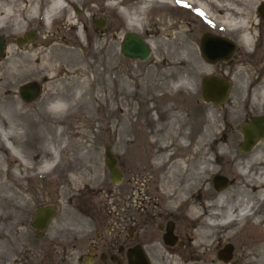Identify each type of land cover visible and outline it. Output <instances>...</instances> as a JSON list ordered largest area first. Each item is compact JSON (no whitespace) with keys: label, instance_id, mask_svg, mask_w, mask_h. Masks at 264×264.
<instances>
[{"label":"rangeland","instance_id":"rangeland-1","mask_svg":"<svg viewBox=\"0 0 264 264\" xmlns=\"http://www.w3.org/2000/svg\"><path fill=\"white\" fill-rule=\"evenodd\" d=\"M47 1L19 0L15 15L20 14L23 28L17 34L10 31L0 32V37L4 40L0 63L6 62V56L10 55H14L12 57L15 60L22 58L18 69L21 68L29 74L27 78L16 83L13 96L17 100L14 106L18 108L20 103L30 108L40 100H52L56 97H61L71 104L75 100L74 90L79 83L92 82V90L88 93L84 89L85 93H81V97L79 95L78 99L76 98L77 110L71 105L66 115H53V113L51 115L48 111L44 112L49 125L64 130L62 138L74 137V131H78L75 138L79 139L77 140L80 145L78 154L81 153L82 156L74 157L72 160L77 176L75 174L76 178H73L70 186L68 181H71L69 177L71 160L65 161L60 168L39 178L18 179L15 178L16 171L13 162L7 161V159L10 160L8 152L0 153L4 157L2 168L9 169L14 174L9 177L2 171L0 176V181L10 184L9 190L0 188V228L6 231L5 228L8 225L17 222L15 232L5 237L7 242L11 241L14 245L13 258L16 262L14 264H83L77 257L85 251L76 250V247L72 245L75 237L82 231L87 232L91 220L101 219V216L106 213L121 215L122 186L120 183L115 185L109 181L108 171L103 163L104 150L109 147L116 157L119 170L123 164L124 146L127 142L129 146L134 145V137L136 140L140 139L139 144L143 150H146L145 154L156 155L154 152L156 145L151 146L145 138L143 139L140 131L154 128L152 122L147 125L148 117L161 118L158 102L164 99L161 96L164 89L157 88L155 92H151L152 90L148 87L159 82L160 76L155 75L154 69L156 68L155 63L163 58L174 62L164 67L169 70L167 76H169L170 84L165 89L173 90L171 97L170 95L168 97V103L182 109L191 123L199 126L204 123L213 128L210 141L208 140L203 146V150L207 153L205 157L209 155L211 167H217L224 174L233 176V187L228 190V193H235L236 188L240 186V176L235 170L236 162L239 160L238 143L241 140L239 125L253 115L264 114V104H256L253 100L254 91L262 87L264 83V54L262 51L256 52L257 56L253 53L252 56L239 55L215 64L206 63L200 56L196 45L198 32L204 30V27L191 23L192 28L187 29L181 22L177 24L176 18L182 17V14L176 15L172 12L171 0L151 2L142 9L141 15L139 14L140 7L144 5L142 0H79L75 8L80 13L68 4V10L72 14L69 15L62 11L51 23L43 24L40 15L46 8ZM230 1L232 0H226L227 3ZM236 1L246 8V13H244L251 18L254 4L262 0ZM32 2L38 3L37 12L35 18L27 22L24 20L25 11ZM120 8L125 9L128 16L138 14L141 24L128 28L125 18L119 12ZM248 12L251 15L247 14ZM99 18L104 19V25L101 28L94 27L92 22ZM6 26H9V22ZM128 30L135 31L152 42L151 56L146 60L139 61L120 55L119 42L122 34ZM26 32H34V39L17 44L14 38L18 36L23 39V34ZM209 68L211 70L207 72ZM147 71L151 75L146 78L143 85L137 84L136 79L144 76ZM208 73L224 77L231 84L229 95L221 104L213 105L200 99L199 81L202 75ZM44 75L51 79L42 77ZM126 81H129V89L132 90L129 96L124 93L122 86V82ZM180 81H186L188 85L185 86L184 82L182 84ZM46 84L49 86L47 87ZM23 87L36 90L34 97L28 101L22 100L19 90ZM151 94H154L158 101H155L153 97L147 100L149 96H152ZM91 95H94L95 100L91 110H88L86 99ZM146 100L147 103H145ZM149 104L152 107L146 109ZM53 136L54 134H47V137L53 138ZM1 139L3 145L10 148L8 151L13 150L10 140L3 136ZM258 142L264 150V136ZM186 143H192V137L188 138ZM256 145L253 146L252 152ZM208 149L209 152H207ZM184 152L191 154L190 147L185 148ZM215 154H218L221 160L216 164H214ZM13 192L16 197H19L12 198ZM198 192L196 194L200 195ZM213 195L211 189V202ZM1 196L10 197L5 199ZM14 200L22 204L13 205ZM188 201H190L189 198L183 206L187 213ZM228 201L229 198L225 203ZM44 205H55V215L41 236L36 237L35 230L30 227L29 221L33 210ZM261 207L264 205H258L260 214L258 219L261 223L258 225L259 229L264 223ZM66 210L70 213L66 214ZM3 212L8 213L5 222L1 220ZM189 219L194 223V227L189 234L188 251L177 254V257L173 259V264H214L212 261H204V246L197 248L193 243V232L202 224L194 221L190 216ZM213 235L211 231V239ZM3 236L5 235L0 234L1 241ZM235 237L236 233L230 230L229 235L224 239L235 241ZM258 241L254 250L257 256L262 257L264 249L261 250L260 245H264L263 236H259ZM6 263V256H2L0 264ZM228 264L239 263L234 260Z\"/></svg>","mask_w":264,"mask_h":264},{"label":"bare ground","instance_id":"bare-ground-1","mask_svg":"<svg viewBox=\"0 0 264 264\" xmlns=\"http://www.w3.org/2000/svg\"><path fill=\"white\" fill-rule=\"evenodd\" d=\"M18 1L19 0H0V32L10 31L13 34L14 33L17 34L23 28L22 26L23 22H22V18L20 17V14L15 15L16 12L15 9L18 8L19 5ZM78 1L79 0H48L46 4V8L42 11V16H40L42 23L43 24L51 23L54 19H56L59 16V14L62 11L66 12L67 14L69 13V15L72 14V12L68 10V4L72 5L75 8V6H77ZM169 1L170 0H142V2H144V5L140 7L139 14L141 15L142 9L151 2L156 3V2H169ZM188 1L189 3L191 2L196 3L201 8H204V4L200 0H188ZM109 4L113 5L112 2H109ZM219 4L220 6H226L227 10L233 9L234 11L237 12L236 13L237 17L235 18L229 17L230 15L229 16L224 15L221 17L220 21L223 22L227 28L234 25H240V26L245 25L244 23L247 20L246 18L251 20V18H249L245 14L246 13L245 7L243 6L240 7L239 5L240 8H238L235 5L232 6L233 4H231L230 2L224 4L222 3V1H220ZM236 4L238 3L236 2ZM37 5H38L37 2H35V4L34 2L29 4L27 10L25 11V19H24L25 21L29 22L35 18V13L37 12ZM119 12L125 18V22L128 28H134L138 24L139 25L141 24V19L139 18L138 14L135 16H128L125 9L123 8H120ZM247 14H249V12ZM8 22H9V26H6ZM78 34L79 33H77V35ZM240 37L244 45L249 44V39L246 34L243 33L241 34ZM146 41L149 43V46L152 47V42L148 40ZM12 56L14 55L6 56L5 59L6 62L3 61L0 63V153L2 154V152H8L7 155H10V158L8 157L10 160L7 159V161L13 162V166L16 171V172L14 171L15 178L17 177L18 179L39 178L41 176L52 173L56 168H60V166L65 161L69 162L68 160H71L69 162V164L71 165V167L69 168L70 170L69 177L71 181L70 180L68 181V184L70 186L73 178H76L75 177L76 172L73 167L74 161L72 162V160L74 157L82 156L81 153L78 154L80 151V145L79 143H77V140L79 139L75 138V136L78 134V131H74L73 133L74 137L70 136L69 138H65V139L62 138V136H64L65 133L64 130H62L61 128H54L53 126L49 125L47 122L48 120H46L44 116V112L48 111L51 115L52 113L53 115L54 114L66 115L67 109L71 105H73L75 107V110H77L78 106H77L76 98L78 99L79 95H80L79 97H81V93H85L84 89L87 92L91 91L92 82L78 84V87L76 88V90H74L75 100L71 104L61 97H56L52 100L49 99L40 100L30 108L28 106L26 107V105L24 104L19 103V107L16 108L14 104L17 99H15L13 96L15 92L14 90L16 87V83L17 82L19 83L21 80L27 78L29 74L25 73L24 70H22L21 68H19L20 70L18 69L19 63L20 61H22L21 60L22 58H20V60L19 59L15 60V58ZM171 61L172 60L170 59L163 58L155 63V67H156L154 69L155 75L157 76L159 75L160 80L159 82L156 83H154L155 82L154 81L153 82L154 84L149 85L148 88L152 90L151 92H155L157 88H161L162 90L164 89L161 94L162 98L164 99H161L158 102L159 103L158 110L161 118L159 117L156 119H152L151 116L148 117L147 120L149 121L147 125H150L152 122L154 128L148 131L141 130L140 133L143 136V139L145 138V140L148 141V143L151 146H154V144L156 145V147L154 148L155 149L154 152L156 153L155 156L157 160L161 159V157L164 156L165 158L168 157L169 159H171V163H170L171 168L172 169L175 168L177 171H179L180 174H184L183 176H184L185 189L187 188V191L190 192V195L186 197L187 199L190 198V201H188L189 202L188 215L194 221H198L199 223L202 224L194 230L192 239L195 247L201 248L206 244V240L208 238L204 230V227H202L204 224L205 216L203 215V211L200 212L204 207V205H206L204 204L203 200L208 199V195L206 193L207 189L205 187L206 185L205 174L207 172L214 173L217 171L216 168L211 167V162L208 159L209 156L208 158H206L205 157L207 155L206 150H203V146H205L207 141L210 139V134L213 132V128L208 127L204 123L201 124L200 126L191 123L187 114L182 112V109L176 106H172L171 104L168 103V97L169 95L171 97L173 90L165 89L170 84L168 80L169 76H167L169 70L168 68H164V67L172 65L174 62ZM207 70H208L207 72H209V70L211 69L209 68ZM149 75L151 74H149V71H147L146 74H144V76H141L138 80L136 79L137 84L143 85V82L146 80V78H148ZM42 77L51 79V77H48L47 75L46 76L44 75ZM42 77H40V79ZM180 82L182 84L184 82L185 86L188 85V82L186 81H180ZM49 84H46V86L48 87ZM122 86L124 89V93L127 96L131 95L132 90L129 89V81H126L124 83L122 82ZM171 86L174 87L175 85H171ZM152 97L155 101H158L157 100L158 98L154 94L152 96H149L147 100H151ZM94 100H95L94 95L87 97L86 101L88 104L87 106L88 110H91V108L93 107ZM147 100L145 101V103L148 102ZM253 100H255L256 104H261V105L264 104V83L262 87H260L257 91H254ZM149 105L146 106V109L152 107L151 105L150 106ZM87 115L89 116V114ZM47 134H51V135L54 134V136L53 138L47 137ZM2 136L7 140H10L13 150L8 151L10 148L8 149L5 145H3L1 139ZM190 137H192V143H186L187 139ZM256 144L257 145L255 147L254 152H252L246 159L236 162L235 170L237 171L241 180L239 181L240 186L236 188L235 193L232 192V194H229L227 191L228 189L226 190L224 189L225 191L222 192L217 190L213 191L214 193L213 201L215 203H219V204L225 203V201L229 198V201L224 204L225 211L223 215L219 218V222L221 225H227L230 222L233 223L235 217H237L238 219L243 217V214H245L248 209L251 211L249 215L251 216L252 224H256V223L261 224L260 220L257 221L255 208L253 207L255 203L254 200L255 201L261 200L260 199L262 195L261 189L264 187L263 185L264 180L260 183L256 180L257 176L259 177L262 174L264 175V167H262L264 166V150L263 148L260 147L259 142ZM188 147H190L191 154L190 153L188 154V152H184L185 148ZM1 154H0V176L2 174V171H4L7 175H9V177L13 176L14 174L11 172V170L2 168V161L4 157ZM248 163L251 166H255L254 171L249 172L250 170L249 169L247 170L246 166ZM33 165L35 166L33 167ZM29 171L31 173H28ZM19 172L20 173L22 172V174H20ZM9 185L7 183L0 181V188L2 189L9 190L10 189ZM197 191H199L198 193L200 194V198H197L195 196ZM2 197L8 199L10 196H1V198ZM11 197L17 198L19 196L16 197L15 192H13ZM262 203H264V198L262 199ZM12 204L21 205L22 203H20V201L18 200H14ZM260 204L261 203H259V205ZM65 213L69 214L70 212L66 210ZM213 213L215 214V212ZM7 215H8L7 212H3L1 220L4 222L7 221L8 218ZM212 217L213 214L207 219L210 222V224L208 223L210 226L213 225ZM239 221H241V219ZM14 223L8 225L5 228L6 231H4L3 228H0V234L5 235L2 238L3 240L2 241L0 240V260L2 256H6V260H7L6 264H14L15 262L13 258L14 245L11 244V241L7 242L5 240V237L10 236L15 232L14 230L17 222L15 221ZM260 247L261 250L264 249V245H260ZM262 257L261 255L257 256L255 254V258H253L248 264H264V260H262Z\"/></svg>","mask_w":264,"mask_h":264},{"label":"flooded vegetation","instance_id":"flooded-vegetation-1","mask_svg":"<svg viewBox=\"0 0 264 264\" xmlns=\"http://www.w3.org/2000/svg\"><path fill=\"white\" fill-rule=\"evenodd\" d=\"M200 1L204 4V8H201L196 3H189L188 0H171L172 12L176 15L182 14V17L176 18L177 24L181 22L183 27L187 29L191 27V23L193 25L200 24L204 27V30L198 32L197 49L201 35L209 33L221 36L231 42L233 51L229 59L239 55L249 56L253 53H255L254 56H257L256 52H259V50L264 54V0L254 4V14H252L251 20L246 18L245 25H234L228 28L220 19L224 15H230L229 17L235 18L237 17L236 11L233 9L227 10L226 6H220L217 0ZM236 2L230 1L233 4L232 6L235 5L240 8L241 5L238 2L236 4ZM222 3L226 4L227 2L223 0ZM259 8H261L263 18L258 13ZM74 9L77 13H80L77 8ZM243 33L247 35L249 44L244 45L243 41H241L240 36ZM140 37L146 40L145 36ZM14 39L17 44H20L18 41L22 40L18 36ZM134 141V145L129 146L127 142L124 146L121 170L117 166L121 174L119 183L122 186L121 215L106 213L101 216V219L91 220L90 224H88L87 232L82 231L72 243L76 250L85 251V253H81L77 257L83 264H142L140 261L142 258L148 264H173V259L177 257V254L188 251L190 244L189 234L193 230L194 223L190 221L185 207L183 208L184 202L188 200L186 197L190 193L187 188L185 189L184 174H180L175 168H171V159L168 157L165 158L164 156L157 160L155 155L145 154L146 150H143L138 144L140 139L136 140L134 137ZM253 146L246 152L239 150L238 147L239 160L237 161L246 159L252 153ZM106 148L109 149V147ZM207 152H209V149ZM214 156H216V158L214 157V164L217 161H221L218 154ZM246 167L247 170H250L249 172L254 171L253 169L255 168L249 163ZM216 169L217 171L214 173L207 172L205 174V187L208 199L203 200L206 205H204L202 211L205 216L203 227L208 238L203 250L204 261H212L214 264H228L237 260L239 264H248L255 258L256 251H254V248L258 245V237L263 236L264 238V223L260 226V229L258 228L259 224H252L251 216L249 215L251 211L248 209L243 214V217L239 219L235 217L233 223L220 224L219 218L223 215L225 207L223 203L219 204L214 201L212 205L209 194L211 189L221 192L226 189H232L234 180L231 174L228 176L219 171L217 167ZM216 176L225 179V184L220 188L214 186V178ZM239 179L241 180V178ZM256 180L259 183L262 182L264 175L257 176ZM261 193V200H256L253 207L255 208L257 221L260 218L258 205L259 203L264 205L262 203L264 187L261 189ZM195 196L200 198L198 194H195ZM261 208H263L262 215H264V207ZM212 214L213 225L210 226V222L207 219ZM240 219L241 221H239ZM230 230L236 233L235 241L224 239V237L229 235ZM211 231L214 234L213 239L210 238ZM226 245H229L230 249L227 261H223L219 259L218 252ZM224 257L226 256L224 255Z\"/></svg>","mask_w":264,"mask_h":264},{"label":"water","instance_id":"water-1","mask_svg":"<svg viewBox=\"0 0 264 264\" xmlns=\"http://www.w3.org/2000/svg\"><path fill=\"white\" fill-rule=\"evenodd\" d=\"M261 18V8L258 9ZM94 27L101 28L104 25V19H95L92 23ZM34 32H26L23 35V42H30L34 39ZM21 41H18L21 43ZM4 40L0 37V56L3 53ZM198 51L202 59L208 64H214L218 61L227 60L233 51V45L228 40L221 36L203 33L198 44ZM151 49L149 43L142 39L135 31H126L123 33L119 42L120 55L138 59L139 61L146 60L150 55ZM230 82L215 74H204L199 81L200 99L205 103L218 105L224 102L230 90ZM36 90L27 87L20 88L19 95L22 100L28 101L34 97ZM241 133V141L238 144L239 150L248 151L261 137L264 136V114L251 116L247 121L242 122L239 126ZM103 163L108 171V178L112 184H118L121 181V174L116 165V159L108 148L104 150ZM225 184V179L216 176L214 178V186L220 188ZM55 205H44L34 209L29 221V225L36 231L35 236L39 237L45 231L49 222L55 215ZM229 245H226L218 252L219 259L227 261ZM224 255L226 257H224ZM142 264L148 262L142 258Z\"/></svg>","mask_w":264,"mask_h":264},{"label":"snow or ice","instance_id":"snow-or-ice-1","mask_svg":"<svg viewBox=\"0 0 264 264\" xmlns=\"http://www.w3.org/2000/svg\"><path fill=\"white\" fill-rule=\"evenodd\" d=\"M200 14H203V13H200Z\"/></svg>","mask_w":264,"mask_h":264}]
</instances>
